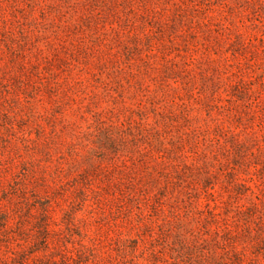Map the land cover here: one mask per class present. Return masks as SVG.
Instances as JSON below:
<instances>
[{
  "label": "rangeland",
  "instance_id": "374dc122",
  "mask_svg": "<svg viewBox=\"0 0 264 264\" xmlns=\"http://www.w3.org/2000/svg\"><path fill=\"white\" fill-rule=\"evenodd\" d=\"M0 264H264V0H0Z\"/></svg>",
  "mask_w": 264,
  "mask_h": 264
}]
</instances>
